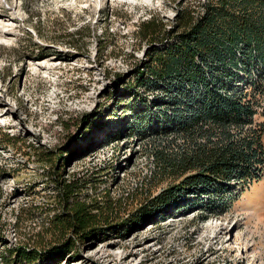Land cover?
<instances>
[{"label": "rangeland", "instance_id": "374dc122", "mask_svg": "<svg viewBox=\"0 0 264 264\" xmlns=\"http://www.w3.org/2000/svg\"><path fill=\"white\" fill-rule=\"evenodd\" d=\"M207 1L0 0V264L7 247L69 236L71 252L31 264H264V175L231 185L237 198L184 192L144 214L181 180L156 173L152 151L173 136L179 83L151 79L153 53L170 41L150 42L138 25L154 16L173 35ZM72 176L98 215L92 236L55 229L68 205L59 180Z\"/></svg>", "mask_w": 264, "mask_h": 264}, {"label": "trees", "instance_id": "16d2710c", "mask_svg": "<svg viewBox=\"0 0 264 264\" xmlns=\"http://www.w3.org/2000/svg\"><path fill=\"white\" fill-rule=\"evenodd\" d=\"M182 18L181 31L173 35L162 31L154 16L138 25V34L150 42L170 41L153 53L148 65L151 79L179 83L175 94L171 91L168 96L175 100L171 103L175 116L167 115L173 136L165 144L155 143L152 151L156 173L181 180L151 198V207L144 213L149 216L177 204L184 192L196 194L197 203L213 191L237 198L231 185L242 190L264 175V120L255 117L261 102L256 90L264 89V0H209L202 13L188 12ZM139 73V83L144 84L145 69ZM244 73L246 83L255 89L238 84ZM3 134L6 142H13L9 133ZM78 181L75 176L59 180L68 205L53 220L56 230L71 229L84 238L92 236L100 223L90 204L75 198ZM1 217L0 212V243L4 240ZM61 239L47 245L34 240L7 247L2 262L31 264L42 256L71 252V237Z\"/></svg>", "mask_w": 264, "mask_h": 264}, {"label": "built area", "instance_id": "2783aa9c", "mask_svg": "<svg viewBox=\"0 0 264 264\" xmlns=\"http://www.w3.org/2000/svg\"><path fill=\"white\" fill-rule=\"evenodd\" d=\"M262 68H261V73H262V75L264 76V66H261ZM257 69V68H256ZM260 69V68H259ZM259 69H258V71L257 70H254L256 73H255V76H257L258 75V73H259ZM264 78V77H263ZM248 86L249 87H247V89H251V90H253V89H255L256 87L255 86H253L251 83H249L248 84ZM261 94H264V89H257L256 90V95H257V98H259V95H261ZM260 99V98H259ZM261 102L260 103H258V105H256V107H257V110H258V112H256L255 113V117L258 115V114H262V113H264V100H260ZM264 115V114H263Z\"/></svg>", "mask_w": 264, "mask_h": 264}]
</instances>
